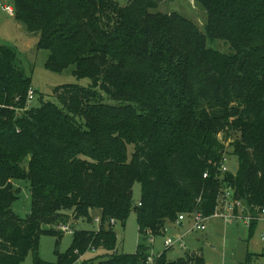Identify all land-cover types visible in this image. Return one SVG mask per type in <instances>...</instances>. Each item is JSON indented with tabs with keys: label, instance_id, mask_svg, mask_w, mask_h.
<instances>
[{
	"label": "trees",
	"instance_id": "16d2710c",
	"mask_svg": "<svg viewBox=\"0 0 264 264\" xmlns=\"http://www.w3.org/2000/svg\"><path fill=\"white\" fill-rule=\"evenodd\" d=\"M167 1L14 0L15 20L50 51L46 68L76 66L91 84L56 87V103L43 97L18 114L32 80L15 50L0 46V264L31 253L34 264H54L39 257L41 236L61 237L59 228L97 211L101 229L74 232L56 264L97 250L104 254L83 264H206L201 251L172 262L173 248L153 256L143 244L115 254L111 221L125 226L135 210L140 236L157 238L181 215L211 218L229 191L244 215L264 210V0H197L205 33L178 13L152 12ZM214 41L232 52L210 48ZM227 156L236 174L222 171ZM15 181L30 184L26 218L13 210Z\"/></svg>",
	"mask_w": 264,
	"mask_h": 264
},
{
	"label": "rangeland",
	"instance_id": "374dc122",
	"mask_svg": "<svg viewBox=\"0 0 264 264\" xmlns=\"http://www.w3.org/2000/svg\"><path fill=\"white\" fill-rule=\"evenodd\" d=\"M119 5L125 6L129 0H116ZM9 7L14 8V0H0V46H7L16 52V67L31 78V86L36 93L31 107L40 105L41 98L56 103L52 97L56 87L78 84L82 87H89L91 81L88 79L78 80L75 77L76 66H71L62 73H56L46 68L50 57V51L38 47L40 36L29 33L25 26L13 17L8 11ZM153 13L172 14L178 13L193 21L201 32L205 33L208 23L207 11L197 0H172L162 3ZM210 48H215L223 53H230L232 50L221 41L209 42ZM23 114V113H22ZM228 143L226 144L228 151ZM133 149L130 148V153ZM228 169L236 174L239 162L234 156H227ZM16 188L21 189L19 198L13 205L14 212L21 218H26L32 209V196L30 184L27 181H15ZM142 196L141 184L136 183L133 191V200L136 206L139 205ZM93 221L79 220L72 225V234L62 233L61 237L43 234L39 241V257L41 260L56 264L59 255L65 254L72 246L74 232L96 231L101 228L102 223L96 219L100 213L93 212ZM112 224V223H111ZM193 223L187 220L181 227L173 229L164 236L143 238L140 236L137 212L132 211L126 225L121 223L112 224L117 235L115 254L132 255L137 252L138 246L143 244L149 248V253L157 256L166 249L165 240L167 236L174 239L186 233ZM206 231H191L183 239L186 249L176 245L168 252L169 261H177L184 257L187 252L201 251L206 264H264V221L257 223L253 232L250 231L247 220L238 218L231 221L210 218L205 223ZM46 228V227H44ZM104 253L100 250L88 252L78 264L101 257ZM249 258H251L249 260ZM22 264H34V255L31 253Z\"/></svg>",
	"mask_w": 264,
	"mask_h": 264
},
{
	"label": "built area",
	"instance_id": "2783aa9c",
	"mask_svg": "<svg viewBox=\"0 0 264 264\" xmlns=\"http://www.w3.org/2000/svg\"><path fill=\"white\" fill-rule=\"evenodd\" d=\"M35 96H36L35 91L33 90V88H30V90L28 91V96H27L28 99H27L26 107L17 108L16 109L17 113L19 114V113L29 110L31 108V104L34 102ZM222 171L223 172L228 171L226 159L224 160ZM204 177L207 178V175H205ZM232 194L233 193L229 191L220 196V199H219L220 206L218 208V211L211 218H216L218 220H225V221H231L234 219L242 218V219L247 220L248 224H250V222L252 221H257V222L262 221V220L264 221V210H262L260 213L256 215H251L250 213H248L247 215H244L245 207H243L242 202H235L232 199ZM235 207L238 208L237 213L235 212ZM209 219L210 218H205L201 213H195L194 215H190V216L189 215L179 216L177 222L175 223L176 225H181L187 220H190L193 223V225L186 233H184L182 236L176 239H174L173 237L167 236L165 240L166 249L174 248L178 244L180 245L181 248L185 249L183 239L186 236V234H188L191 231H199V232L206 231L205 223ZM96 222L101 223V218L100 217L97 218ZM111 223L114 224L115 222L112 220ZM62 230L64 233L72 234V229L70 226L63 227ZM168 232L169 230L166 228L165 235L168 234ZM150 237H151V234H150ZM153 240H154L153 237H151V242H153ZM148 263L154 264L153 258H149Z\"/></svg>",
	"mask_w": 264,
	"mask_h": 264
},
{
	"label": "crops",
	"instance_id": "0c3cea01",
	"mask_svg": "<svg viewBox=\"0 0 264 264\" xmlns=\"http://www.w3.org/2000/svg\"><path fill=\"white\" fill-rule=\"evenodd\" d=\"M8 11L10 12V14L13 13V17H14V8L12 7H9ZM15 18V17H14ZM14 186H15V183L13 182ZM16 187V186H15ZM263 221V220H262ZM260 222V221H258ZM183 225V224H182ZM182 225H176V224H171V225H168L167 226V229L170 231H172L173 229H177V227H181ZM249 228H250V224H249Z\"/></svg>",
	"mask_w": 264,
	"mask_h": 264
}]
</instances>
